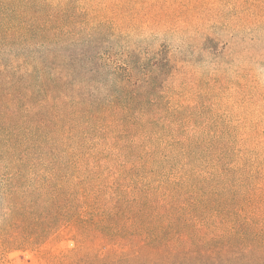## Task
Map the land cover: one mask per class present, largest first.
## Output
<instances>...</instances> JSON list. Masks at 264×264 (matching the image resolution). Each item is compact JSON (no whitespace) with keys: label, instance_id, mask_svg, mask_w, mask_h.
<instances>
[{"label":"trees","instance_id":"1","mask_svg":"<svg viewBox=\"0 0 264 264\" xmlns=\"http://www.w3.org/2000/svg\"><path fill=\"white\" fill-rule=\"evenodd\" d=\"M69 24L42 1L0 2L3 247L36 245L68 225L82 242L97 209L110 216L99 220L96 239L126 247L125 264H169L171 250L192 253L194 264H264V164L245 169L215 156L208 166L188 152L192 141L173 140L181 126L164 114L161 86L173 68L165 49L142 54L97 42L87 64L97 98L82 103L75 90L71 100ZM164 116L158 147H179L171 157L181 167L171 172L146 159ZM131 144L141 164L107 180L110 163L132 156Z\"/></svg>","mask_w":264,"mask_h":264},{"label":"rangeland","instance_id":"2","mask_svg":"<svg viewBox=\"0 0 264 264\" xmlns=\"http://www.w3.org/2000/svg\"><path fill=\"white\" fill-rule=\"evenodd\" d=\"M38 1L63 12L70 21L65 53L71 100L75 90L82 103L91 96L97 98V73L87 75L97 42L142 54L165 49L173 68L161 86L164 114L181 126L173 140L192 141L188 152L206 164L213 165L215 156H223L235 167L244 164L245 169L264 164V0ZM97 28L99 36L89 37ZM167 125L164 116L153 127L147 140L152 150L146 159L155 161L156 170L163 167L171 172L181 167L172 164L171 157L179 147L167 140L159 148L161 134L156 132ZM133 145V152L126 151L132 156L121 167L110 163L114 174L102 176L112 181L122 171L140 165L135 159L140 150ZM4 209L0 199V225ZM108 213L95 210L92 232L84 234L82 242L70 225L36 245L4 248L0 242V264H109L105 262L110 258L115 259L110 264H125L126 247L96 239L99 220L108 218ZM111 249L117 254L109 257ZM165 256L169 264H194L192 253L171 250Z\"/></svg>","mask_w":264,"mask_h":264}]
</instances>
